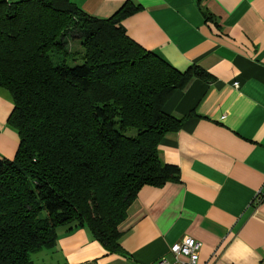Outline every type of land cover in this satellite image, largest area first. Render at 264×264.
Listing matches in <instances>:
<instances>
[{
	"label": "trees",
	"instance_id": "16d2710c",
	"mask_svg": "<svg viewBox=\"0 0 264 264\" xmlns=\"http://www.w3.org/2000/svg\"><path fill=\"white\" fill-rule=\"evenodd\" d=\"M134 10L124 1L97 18L71 0L0 3V87L19 137L0 159V264H32L59 230L78 226L118 251L138 189L177 177L157 146L182 118L162 104L206 73L180 71L130 39L120 20Z\"/></svg>",
	"mask_w": 264,
	"mask_h": 264
},
{
	"label": "crops",
	"instance_id": "0c3cea01",
	"mask_svg": "<svg viewBox=\"0 0 264 264\" xmlns=\"http://www.w3.org/2000/svg\"><path fill=\"white\" fill-rule=\"evenodd\" d=\"M71 1L97 18L130 1L135 10L120 20L130 39L180 71L195 65L206 76H192L162 104L182 118L157 146L178 174L138 189L118 226L120 250L107 252L78 226L58 231L54 259L152 264L191 237L200 243L196 264H264V0ZM11 109L0 87V159H11L19 140L6 121ZM43 251L31 254L32 264Z\"/></svg>",
	"mask_w": 264,
	"mask_h": 264
},
{
	"label": "built area",
	"instance_id": "2783aa9c",
	"mask_svg": "<svg viewBox=\"0 0 264 264\" xmlns=\"http://www.w3.org/2000/svg\"><path fill=\"white\" fill-rule=\"evenodd\" d=\"M200 243L191 237L175 241L168 247L169 255H162L152 264H196Z\"/></svg>",
	"mask_w": 264,
	"mask_h": 264
},
{
	"label": "rangeland",
	"instance_id": "374dc122",
	"mask_svg": "<svg viewBox=\"0 0 264 264\" xmlns=\"http://www.w3.org/2000/svg\"><path fill=\"white\" fill-rule=\"evenodd\" d=\"M72 48H76L75 43H71ZM53 247V246H52ZM48 249H43V252L38 253L37 257L34 259V264H59L58 260L54 259V254L51 250ZM32 258V255H31Z\"/></svg>",
	"mask_w": 264,
	"mask_h": 264
}]
</instances>
